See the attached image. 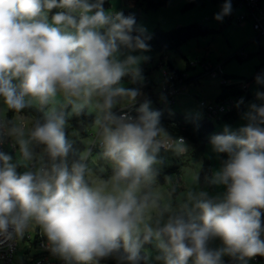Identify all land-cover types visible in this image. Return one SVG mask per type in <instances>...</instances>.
Segmentation results:
<instances>
[{"label":"clouds","instance_id":"9594fccd","mask_svg":"<svg viewBox=\"0 0 264 264\" xmlns=\"http://www.w3.org/2000/svg\"><path fill=\"white\" fill-rule=\"evenodd\" d=\"M103 4L0 0V102L15 114L8 134L16 138L24 166L32 167L18 174L12 158L0 152V243L38 226L50 250L69 264L110 257L139 264L142 247L153 242L164 264L264 256V104L248 106L246 125L234 131L225 126L211 137L213 150L228 157L209 181L226 186L222 196L190 188L178 200L165 198L157 181L158 153L163 148L180 156L188 147L161 125V113L148 100L136 117L114 111L142 95L122 79L142 81L139 64L149 59L125 56L122 49L143 53L150 45L134 15L106 11ZM231 11L225 0L214 18L222 21ZM256 81L264 84V76ZM256 98L264 100V92ZM33 104L44 112L42 119L20 115ZM85 109L96 113L91 145L101 151L93 157L89 147L69 165L66 115ZM97 158L110 165L107 178L90 167ZM216 238L222 246L210 247Z\"/></svg>","mask_w":264,"mask_h":264},{"label":"rangeland","instance_id":"374dc122","mask_svg":"<svg viewBox=\"0 0 264 264\" xmlns=\"http://www.w3.org/2000/svg\"><path fill=\"white\" fill-rule=\"evenodd\" d=\"M196 2L195 6L189 7L191 0H174L167 7H163L157 11H146L142 9L139 12L138 27L145 29V34H152L153 31L160 27L164 31H171L177 27H185L193 24H199L205 28L211 30V33L206 36L193 38L183 44L180 49L171 55V60L174 62L175 67L181 71H187L188 64H192V68L187 71L189 79L193 81L188 83L185 91L175 98L174 104H164L163 100H159L158 104L161 111H167L170 116L175 114H181L185 117L197 118L203 120L205 115L201 109V102L206 101L208 104H216L221 94V81L205 74V65L217 67L222 65L227 75L235 79L236 81H251L258 75L264 76V68L262 71L258 69L264 66V36H259L254 25L248 22L245 26L238 23L239 18L245 12L244 9H237L233 5L230 14L234 17L231 21L221 22L216 20L214 17L217 13L222 10V6L225 0H192ZM135 3L127 2L126 0H113L112 6L106 11L121 12L122 10L132 9ZM133 6V7H132ZM51 15V13L49 14ZM227 17V16H225ZM124 55H138L148 56L147 61H141L139 67H145L147 78L152 83V93L158 95L161 93L162 84L165 79L164 71L171 70L167 63H162L161 55L155 52H123ZM237 54L240 58L235 57ZM123 58V56L121 57ZM195 65V68H194ZM126 77V76H125ZM14 85H18L19 81L13 80ZM122 84L128 87L131 81L122 79ZM253 94L257 92H264V84L253 83L252 89ZM142 95L137 98L140 99L144 96V92L141 91ZM27 99V98H26ZM136 101V102H137ZM252 103L258 105L264 103V100H249L244 103V110L235 122L221 121L218 122L214 119L206 117L214 126V132L209 134L205 148L202 152H195L194 146L188 141V151L185 153L183 159L184 166L182 168V174L179 177H169L165 184H159V191L167 198L169 194L172 195V199L178 200L182 195L190 188L196 190L206 191L209 196L217 197L222 196L226 192V186L223 185H201L199 181V172L205 158L209 159L212 165V176L218 171L224 160H226L227 154L216 153L211 145V137L214 135L222 134L224 127L228 126L231 130H237L247 124V120L244 118V114L248 111V106ZM129 104L119 105V107H125ZM31 107L38 108L35 104ZM155 107V103L150 101V109ZM1 116L5 122L10 126L11 123L15 122V115L9 121V111H5L2 102H0ZM90 113H95L91 111ZM22 116V115H21ZM28 118V117H27ZM31 119V118H29ZM33 120V119H32ZM10 123V124H9ZM68 127V122L66 128ZM92 131L95 132L93 128ZM12 139L18 146L15 153L11 152L9 156L12 158L11 162L17 165V173L22 174L25 171L32 170L31 165L28 167L24 166L22 155L20 152L19 144L16 138L12 136ZM94 138L87 137L82 139L84 145V152L87 148L91 147V143ZM37 151V150H36ZM99 152L93 153V157L98 156ZM97 158L93 163L90 160V167L105 169V163L107 161ZM96 171V170H95ZM98 175V173L96 172ZM198 175L197 181L195 177ZM174 189V191H173ZM262 218L264 220V210H262ZM26 234L31 235V241H27L24 238H19L18 251L16 254L17 262L25 263L26 257L33 259L36 255L41 253V249L33 245L36 241L38 226H33L28 229ZM24 233V234H25ZM264 239V236H262ZM222 246V242L219 238L214 239L210 242V247L218 248ZM148 264H164L162 259H157L161 256V251L152 243V246L146 248ZM231 256H223V264H228ZM28 262V261H27ZM26 264V263H25ZM188 264H193L190 259Z\"/></svg>","mask_w":264,"mask_h":264},{"label":"trees","instance_id":"16d2710c","mask_svg":"<svg viewBox=\"0 0 264 264\" xmlns=\"http://www.w3.org/2000/svg\"><path fill=\"white\" fill-rule=\"evenodd\" d=\"M113 0H104L103 7L104 9H109L112 6ZM130 2L131 0H126ZM174 0H135V6L132 9L122 10L125 16L134 15L136 20V26L138 27V20H139V12L144 9L146 11H157L163 7H167L170 5ZM197 4L191 0L189 7H193ZM58 11L57 9L53 10V13ZM52 14V13H51ZM211 33V30L200 26L199 24H193L190 26L185 27H177L171 31H164L160 27H157L152 34H145L144 36L147 37L146 43L150 45L149 52H155L161 55L162 63H167L171 70H167L176 76H181L182 74H187L192 68V64H188L187 71H181L175 67L174 62L171 60V55L177 52L180 47L188 42L193 38H198L201 36H206L207 34ZM139 33L133 32L132 35H138ZM122 52H128L127 49H122ZM235 57L240 58V55L237 54ZM195 68V65H194ZM264 66L262 65L258 71H262ZM141 73L143 76V80L133 83L132 78L130 76L124 77L131 81V84L128 86L129 88H139L140 91H143L147 96L153 94L152 93V83L147 78V73L145 72L146 68L142 67ZM229 76V75H227ZM230 77V76H229ZM232 78V77H231ZM192 79H186V83L192 82ZM250 85L254 82L257 83L256 78L247 81ZM221 94L219 96V101L221 102L224 99L235 97L237 100H241L244 93L240 91L236 86L233 87H226L221 85ZM251 100V96L248 95L244 100L243 103L239 105V107L226 117L222 119V121L227 122H235L241 116L244 110V103ZM123 107H119V105L114 109L115 112L121 113V109ZM139 108V107H138ZM137 108V109H138ZM137 109L133 111V116H137L138 112ZM154 111H159L160 115V123L161 125L173 136V137H184L194 146V151L202 152L205 148V144L207 142V137L209 134L214 132L213 124L207 120L205 117L203 120H199L197 118L185 117L181 114H175L174 116H170L167 111H161V109H157ZM66 114L71 112V107L68 106L65 109ZM15 114L12 111H9L8 119L9 121ZM22 116L31 118V119H42L44 112L39 110L38 108L27 107L25 108L22 113ZM96 114L90 113L88 109H85L84 112L79 115H66L68 127L66 128V135L69 142L72 144V150L69 153V165L74 159H77L79 155L82 153L84 149V145L82 143V139H86L87 137H92L95 139V132L92 131V124L95 119ZM221 122V121H219ZM10 124V123H9ZM11 126V124H10ZM39 151V149H36ZM100 147H96L92 150V154L95 152H100ZM185 155H175L171 151H166L165 149H160L158 153V160L161 161L157 165L159 169V176L157 177L158 184H165L168 181L169 177H179L182 174V168L184 166V159ZM105 162V161H104ZM90 163V161H89ZM96 172L98 175H103L104 178H107L111 174V167L109 164L105 163V171L103 173L100 172L95 167ZM212 177V165L209 159L205 158L203 164L200 168L199 172V181L201 185H210L213 187L214 185L209 183ZM152 246V243L145 244L140 252L141 259L139 264H148L147 252L146 248ZM262 261L264 262V256H262ZM100 263L102 264H119L115 257H110L108 259L101 260ZM236 264H242L241 261H238Z\"/></svg>","mask_w":264,"mask_h":264},{"label":"built area","instance_id":"2783aa9c","mask_svg":"<svg viewBox=\"0 0 264 264\" xmlns=\"http://www.w3.org/2000/svg\"><path fill=\"white\" fill-rule=\"evenodd\" d=\"M131 2L132 4H134L135 0H131L130 3ZM231 5H233L237 9L245 10V12L238 20V23L240 25L245 26L248 22H251L253 23L254 29L256 30L258 35L264 36V0H231ZM232 19L233 15L229 14L227 15V17H224L221 22H225L226 20L231 21ZM204 67L205 74H208L212 78L220 79L221 85L226 87L236 86L240 91H242L244 93L243 97L241 98L242 100H244L248 95L251 96L250 91L252 85H250L246 81H236L235 79L227 76L222 65L213 67L206 64ZM164 77L165 79L163 81L162 90L160 94H151L149 96L145 94L144 100H139L134 104H129L123 107L120 111L133 116V111L136 110L140 106V104L145 100L153 101V103H155V107L152 110L161 109L158 104L159 100H163L164 104H174L176 96L185 91V88L187 86V83L185 81L186 79H189L188 74L185 73L181 76H176L171 72L165 70ZM251 99L257 100L258 102L256 96H251ZM239 101L235 97L224 99L223 101L217 102L216 104H208L206 101H203L201 102V109L205 117H209L219 122L222 121L224 117L234 112L238 108L237 103ZM0 121L4 122L3 127H0V152H3L7 155H9L11 152L15 153L18 149V146L12 139V136L8 134V128L10 126H8V124L2 118L1 109ZM184 140L187 146L188 141L186 138H184ZM98 146V144H96L95 146L92 145L91 150ZM261 221L262 226H264V220L262 216ZM24 238L27 241H31V235L29 234L25 233ZM0 240H3V238L0 237ZM18 245L19 238H14L10 241L0 243V264H23L21 262H17L16 260ZM33 245L37 248H40L41 253L33 257V259H28L26 257V264H69V262L66 261L64 258L60 257L57 254H54L50 250L51 246L48 243L47 237L42 233V230L39 227L36 241L33 243ZM238 261L241 260L231 257L228 264H236L238 263ZM241 263L264 264V262L262 261V256L259 255L251 259L246 258L244 261H241ZM72 264H75V262H72Z\"/></svg>","mask_w":264,"mask_h":264},{"label":"crops","instance_id":"0c3cea01","mask_svg":"<svg viewBox=\"0 0 264 264\" xmlns=\"http://www.w3.org/2000/svg\"><path fill=\"white\" fill-rule=\"evenodd\" d=\"M233 15V14H232ZM233 17H234V15H233ZM259 84V83H258ZM251 89H252V87H251ZM250 94H251V96H256V94H253V90H251L250 91ZM145 95V94H144ZM145 99V96H143V97H141L140 99H138V101L139 100H144Z\"/></svg>","mask_w":264,"mask_h":264}]
</instances>
